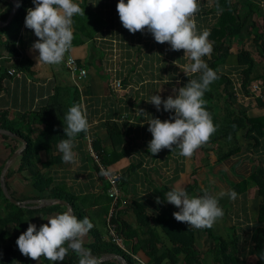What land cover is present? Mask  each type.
<instances>
[{
    "label": "crops",
    "instance_id": "1",
    "mask_svg": "<svg viewBox=\"0 0 264 264\" xmlns=\"http://www.w3.org/2000/svg\"><path fill=\"white\" fill-rule=\"evenodd\" d=\"M257 1L264 7V0ZM74 2L83 9H92L98 18L94 24V18L91 16L89 21L84 15L73 17L76 42H72L69 50L75 52L76 55L73 54L83 62L89 75L87 78L76 79L70 73L71 80L80 90L81 106L86 110L90 124L89 131L101 148L109 154V168L127 176L125 185L121 187L123 196L120 204L130 223H136L132 208L134 201L146 204L150 214L160 213L166 207L175 208L165 199L166 193L176 188L184 189L193 197L202 196L205 190L215 194L221 189L234 190L236 185L244 181L249 184V179L260 161L264 162V151L249 146L244 132L238 134L236 143L231 141L232 144H239L242 151L223 160H219L218 145L212 143L206 148L197 149L191 158L180 156L179 149L172 152L163 149L156 155L148 151V143L152 139V134L148 131V121L151 118L164 121L173 115L164 111L163 105L161 110L157 111L148 100L156 94L160 95L162 100H166L170 95L175 98L177 93L174 90L185 86L192 76L184 73V65L191 61L184 56L183 50L173 51L167 42L157 43L146 29L135 34L125 29L117 12L119 0ZM198 3L200 9H208L212 7L213 0L208 3L198 0ZM34 7L35 5L30 8ZM17 10L13 0H0V21L5 23L4 27H0V111H10L13 114L11 117H14V114L40 111L48 105L59 86L73 85L62 77L58 65L38 64L36 57L39 53L31 47L38 38L33 30L25 26V19L18 35L12 30ZM199 19L200 11L195 15L196 22ZM84 25L91 29L98 27L93 39L87 37ZM12 36L17 37V55L12 54L8 46V40ZM237 54V51L233 52L226 65L233 78V104L247 109L251 116L264 115V108L260 107L257 100L260 95L251 91L252 95L247 96L240 89ZM256 63L250 90L254 83H262L264 59L257 55ZM13 70L15 74L12 75L10 71ZM116 79L123 81L122 90L114 89L113 82ZM231 107L221 106V115L231 111ZM111 123L119 126L123 141L112 138L109 129ZM43 128L44 126L36 125L38 133ZM214 136L213 134L210 139ZM14 145L0 135V167L9 157ZM224 147L225 151L229 149V146ZM73 151L74 163H57L51 166L50 172L56 182H63L80 198L79 202L86 208L87 215L94 219L96 225L106 215L100 213L102 204L95 203L94 197L104 193L107 182L92 161L85 138L74 140ZM124 151L127 153L116 158ZM19 165V159L12 160L9 168L16 171ZM30 178L28 170L16 172L10 177L9 185L18 196L36 195ZM237 194L234 201L227 196L219 200L224 215L213 227L197 229L196 246L202 253L212 247L209 230L222 237L235 232L238 235V248L245 249L244 239L254 223L260 198L255 186L248 185ZM157 198L161 203L156 202ZM33 203L37 205L32 208H41L36 207L38 202ZM89 235L82 238L84 243L93 240L88 238ZM105 237H108V234ZM139 255L148 260L144 252Z\"/></svg>",
    "mask_w": 264,
    "mask_h": 264
},
{
    "label": "trees",
    "instance_id": "2",
    "mask_svg": "<svg viewBox=\"0 0 264 264\" xmlns=\"http://www.w3.org/2000/svg\"><path fill=\"white\" fill-rule=\"evenodd\" d=\"M18 3L19 7L14 16L15 27L13 28L16 35L20 33L27 10L34 5L33 0H18ZM217 5L222 9L219 14ZM90 16L94 18L92 19L95 24L98 18L97 14L92 9H84V17H87V21L90 20ZM196 25L198 32L205 29L210 31L208 39L213 45V51L210 56L203 59L218 76V79L210 84L209 90L203 97L206 101V110L211 114L217 130L214 133L215 136L200 148H206L209 143L218 145L219 160H223L242 151L239 144H232L231 141L236 143L238 134L244 132L249 146L264 151V115L251 116L247 109L233 104L232 99L235 96L231 89L233 78L229 70L226 69L227 61L233 53L234 46L237 45V73L241 79L240 89L245 95H252L249 86L253 81V73L257 64L256 56L259 55L264 59V7L257 0H213L212 7L200 9V19ZM84 26L83 29L87 31V37L93 39L98 27L91 29L87 25ZM1 40L0 30V42ZM16 42V36L15 38L12 36L8 40L9 49L14 55L18 54ZM72 42L76 41L73 39ZM250 42L254 43L255 52L249 48ZM199 76L200 73H197L190 79H199ZM261 81L262 97H258L257 100L260 107L264 108V71ZM72 88L73 85L70 84L59 86L48 105L40 111L14 114V117H11L13 114L10 111H0V128L18 134L27 142L23 152L13 159L20 160L19 168L16 171L8 168L5 176L9 192L17 201L57 199L69 202L78 219L82 220L87 217L94 225L88 232L93 240L89 243L83 242V248L98 258L120 255L126 259L127 264H264L263 161H260L251 175L249 184L244 181L234 188L236 193H240L248 185L255 186L260 198L259 210L253 219L254 223L244 239L246 246L244 250L238 248V235L235 232L228 234L227 237H222L214 235L209 230L208 235L211 238L212 247L202 253L196 246L197 229L188 227L186 223L177 222L174 219L173 212L179 211V209L169 206L160 213L150 214L147 205L141 201L133 203L132 208L136 216L135 225L125 217L121 204L116 205L111 222L117 226L124 244L144 263L115 244L109 237H105L107 234L96 227L94 219L87 215L86 208L79 202L80 198L71 192L63 182H56L50 172L51 166L63 162L62 153L59 152L57 145L62 139L67 138L64 136V116L73 104L81 105L79 88ZM221 106L228 108L232 106L231 111L221 115ZM36 125L44 126L43 130L38 133ZM109 129L113 139L121 140L123 138L116 123H111ZM85 136L86 134L81 132L74 140L85 138ZM1 137L15 145L12 147L9 157L0 167V176L7 160L23 147V143L17 139L7 135H1ZM224 146H229V149L225 151ZM95 148L101 153L104 163L109 167L111 161L109 154L96 141ZM126 153L127 151H124L116 158ZM25 170L31 174L30 181L36 195L18 196L9 185V179L14 173H21ZM126 181L127 176L123 174L121 187L125 185ZM107 189L108 185L105 187L104 193L95 196L94 199H96L95 203L102 204L100 213L106 217L101 222L107 223L108 227L107 217L111 209V198L108 196ZM34 205L37 204H29V206ZM66 210L68 207L62 203L41 208L18 206L5 196L0 182V264H15L17 262L21 264H54L44 257L39 260L25 257L19 251L16 241L20 234L27 230L29 223L35 224L38 230L42 224L47 223V218L50 215ZM140 252H144L148 260L143 259L139 255ZM79 258L78 254L69 249L62 262L63 264H79ZM101 264H123V262L113 258L101 262Z\"/></svg>",
    "mask_w": 264,
    "mask_h": 264
},
{
    "label": "clouds",
    "instance_id": "3",
    "mask_svg": "<svg viewBox=\"0 0 264 264\" xmlns=\"http://www.w3.org/2000/svg\"><path fill=\"white\" fill-rule=\"evenodd\" d=\"M33 4L35 7L29 8L25 17V26L38 38L31 47L39 53L38 64L58 65L74 39L73 17L84 15V9L74 0H33ZM217 8L219 14L222 9L219 5ZM199 11L198 0H127V3L119 0L117 4L119 19L125 29L132 34L146 29L157 43L167 42L173 51L183 50L184 56L191 61L184 65V73H200L199 79H190L185 86L174 90L175 98L170 95L162 100L156 94L148 100L157 111L163 105L164 111L173 113L168 120L151 118L148 121V131L152 134L148 151L152 155L163 149L171 152L179 149L180 156L191 158L217 130L203 99L218 76L203 59L211 55L213 45L208 39L209 30L197 31L195 15ZM64 121L67 138L57 147L64 163H74V138L81 132L87 134L90 124L86 110L80 104L69 107ZM225 196L234 201L238 194L235 190L221 189L215 194L205 190L202 196L190 197L184 189L176 188L166 193L165 200L179 209L173 212L177 222L199 230L213 227L223 217L219 200ZM156 202L161 203L159 198ZM47 221L38 230L35 224L29 223L27 230L20 234L16 244L22 255L32 260L44 257L55 264L62 262L71 249L80 257L79 264H101L98 258L83 249L82 238L94 227L87 217L80 220L68 209Z\"/></svg>",
    "mask_w": 264,
    "mask_h": 264
},
{
    "label": "built area",
    "instance_id": "4",
    "mask_svg": "<svg viewBox=\"0 0 264 264\" xmlns=\"http://www.w3.org/2000/svg\"><path fill=\"white\" fill-rule=\"evenodd\" d=\"M64 61L67 69L70 71V73L74 78L82 79L88 77L89 75L88 69L84 66L83 62H81L78 58H76L75 55L70 50H68V52L65 53ZM10 74L12 75L15 74V71L14 70L10 71ZM113 86L116 91L122 90L123 81L121 79H116L113 82ZM261 87H262V83H254L251 86V91L255 94H259L260 97H262ZM85 140L87 142L88 153L92 161L94 162L99 174L103 177V179L107 182L108 185L107 193L108 196L111 198V209L107 217L108 233H109L108 237L115 244L119 245L122 249H124L125 251L136 257L138 260H140V258L134 255L131 252L130 248H128V246L124 244V241L120 236V233L118 232L117 226L111 222V217L114 212V209L117 204H120V201L123 196V191L121 188L122 173L111 170L107 166V164L104 163L101 153L95 148V139L93 138L90 131L86 134ZM140 261L144 263L142 260Z\"/></svg>",
    "mask_w": 264,
    "mask_h": 264
},
{
    "label": "water",
    "instance_id": "5",
    "mask_svg": "<svg viewBox=\"0 0 264 264\" xmlns=\"http://www.w3.org/2000/svg\"><path fill=\"white\" fill-rule=\"evenodd\" d=\"M13 2L15 3L16 5V10L18 9L19 7V3H18V0H13ZM5 26V23H3L2 21H0V27H4ZM0 134L1 135H7V136H10L14 139H17L19 141H21L23 143V147L21 149H19L17 152H15L6 162V164L4 165V168L2 170V173H1V176H0V182H1V186H2V189H3V192L5 194V196L14 204L18 205V206H22V207H34V206H29V204L33 203V202H38V206L36 207H44V206H47V205H52V204H55V203H62V204H65L68 209H71V212L73 215H75L74 213V209H73V206L65 201V200H57V199H43V200H29V201H17L9 192V189H8V186H7V182H6V173H7V170L10 166V163L11 161L18 157L22 152L23 150L25 149L26 147V140L24 138H22L21 136H19L18 134H15L14 132L12 131H9V130H5V129H1L0 128ZM84 250H86L85 248H83ZM87 251V250H86ZM89 252V251H87ZM91 256L93 257H96L95 255H93L91 252H90ZM98 258V257H96ZM113 258H117L119 259L120 261L123 262V264H127L126 263V259L123 257V256H120V255H108V256H104V257H101V258H98L100 260V262H105L109 259H113Z\"/></svg>",
    "mask_w": 264,
    "mask_h": 264
},
{
    "label": "rangeland",
    "instance_id": "6",
    "mask_svg": "<svg viewBox=\"0 0 264 264\" xmlns=\"http://www.w3.org/2000/svg\"><path fill=\"white\" fill-rule=\"evenodd\" d=\"M203 1H204V2H203ZM208 1H209V0H201V3H208ZM14 27H15V23H13L12 26H11L12 30H13ZM249 48H250L253 52L256 51V47H255V45H254L253 42H250V43H249ZM237 49H238V46L235 45L234 48H233V52L236 53ZM73 53L75 54V52H73ZM75 55H76V54H75ZM89 55H90V57H91V53H90ZM90 57H89V58H90ZM92 58H93V57H92ZM94 60H95V59H94ZM58 67H59V71H60L62 77H64V79H66L67 81H71V83L73 84V88H72V89H76L77 86L75 85L74 81L71 80V75H70V72L67 70V68H66V66H65V61H64V59H63V61H62L60 64H58ZM102 77H103V79H106V77H104V76H102ZM52 216H55V215H51L50 217H52ZM48 218H49V217H48ZM48 218H47V219H48ZM96 227H97L98 229H100L101 232H104L105 234H108L107 223H103V222H101V221H98V223H96ZM87 235H89V234H87ZM108 236H109V234H108ZM90 237H91V239H92V236H91V235L88 236V238H90ZM56 263L63 264V262H55V264H56ZM15 264H21V263H20V262H17V263H15Z\"/></svg>",
    "mask_w": 264,
    "mask_h": 264
}]
</instances>
